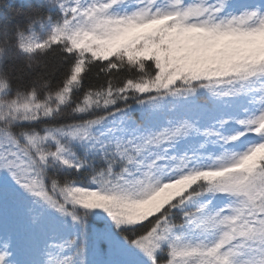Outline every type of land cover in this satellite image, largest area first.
<instances>
[{
  "label": "snow or ice",
  "instance_id": "6c2138e0",
  "mask_svg": "<svg viewBox=\"0 0 264 264\" xmlns=\"http://www.w3.org/2000/svg\"><path fill=\"white\" fill-rule=\"evenodd\" d=\"M59 7L46 39L15 37L28 55L61 45L67 78L43 100L33 91L0 103V181L39 226L31 243L42 258L29 264H100V241L118 254L107 264H161L162 253L166 264H264V0ZM97 61L103 82L74 101ZM63 106L83 118L13 128Z\"/></svg>",
  "mask_w": 264,
  "mask_h": 264
},
{
  "label": "trees",
  "instance_id": "16d2710c",
  "mask_svg": "<svg viewBox=\"0 0 264 264\" xmlns=\"http://www.w3.org/2000/svg\"><path fill=\"white\" fill-rule=\"evenodd\" d=\"M61 2H67L69 6H75V0H61ZM185 2L192 1L185 0ZM5 3L7 6L0 11V30L6 27L15 32L17 26H19V28L28 31L27 25L30 22V18L36 16L43 18L51 17L52 23L62 22L63 12L60 7H50L47 0H0V4ZM34 30L37 36L41 40H44L47 38L48 32L51 31V24L44 25L43 27L37 24ZM17 45L18 39L12 36L9 53L0 62V68L7 72L11 80V88L5 93L0 94V99H15L18 93L27 94L35 88L38 97L43 100L49 92H55L62 86L64 79L67 78L73 59L61 50V45L55 44L50 49L38 50L30 55L22 53ZM100 63L99 61L94 62L90 66L89 71L84 74V87L73 92L74 101H79L82 98L83 92L89 84L98 85L103 82L96 75ZM148 65H152V62L149 61ZM148 65H146V70L150 71L151 69L148 68ZM115 75L118 80H123L129 73L121 71ZM63 111L64 115L55 119H45L33 123H16L13 128L15 131L31 128L42 131L45 126H58L83 118L71 115V106H63ZM176 115L181 116L184 113L178 111ZM160 122H164L163 117ZM0 127H2V124H0ZM246 139H256V137L250 136ZM48 175L50 179L57 178L63 181L67 178L68 174L50 170ZM71 178L78 181L83 179L76 174H72ZM10 188L11 182L9 180L4 179L0 181V245L4 241H11L10 251L12 252V256L10 259L11 261H15V264H18L26 250L31 247L32 239L39 234V226L33 223V213L30 210L31 205L29 202L23 197L7 194ZM89 219L91 220V217ZM149 220L154 221L155 217H150ZM173 220L176 223H181L182 213L175 210L173 212ZM91 224L97 232L106 227L105 221L102 219L93 218ZM143 224L146 227L149 221H144ZM139 230L143 232L144 228L141 227ZM94 239L95 237L93 236L90 239V243ZM99 247L103 252H107L108 250V244L104 241H100ZM103 252L94 257L100 264H107V261L118 258V254L112 253L110 248L107 256ZM167 259V253L160 254L161 264H166Z\"/></svg>",
  "mask_w": 264,
  "mask_h": 264
},
{
  "label": "clouds",
  "instance_id": "9594fccd",
  "mask_svg": "<svg viewBox=\"0 0 264 264\" xmlns=\"http://www.w3.org/2000/svg\"><path fill=\"white\" fill-rule=\"evenodd\" d=\"M48 5L50 7L60 6L61 0H47ZM5 4H0V11H2L5 7ZM40 24L42 27L47 24H51V29H55L59 26L58 22L52 23L51 17L43 18L40 16H36L33 18H30V22L27 25V28L31 30L35 35L37 33L35 32L34 28L35 25ZM24 31L23 29L19 28L17 26V30L13 32L11 29L4 28L3 30H0V62L4 60V58L8 55L11 45V38L12 36H15L19 32ZM11 88V80L9 75L6 71H4L2 68H0V94L5 93ZM37 91L35 88H33L30 92ZM9 100H3L0 99V103L7 104L9 103ZM11 248V241H4L2 245H0V264H10L12 252L10 251Z\"/></svg>",
  "mask_w": 264,
  "mask_h": 264
},
{
  "label": "rangeland",
  "instance_id": "374dc122",
  "mask_svg": "<svg viewBox=\"0 0 264 264\" xmlns=\"http://www.w3.org/2000/svg\"><path fill=\"white\" fill-rule=\"evenodd\" d=\"M90 2V0H89ZM130 3H134V0H129ZM37 258H42L38 255L37 251L35 248L32 246L26 250V252L23 254V257L20 258V261L18 264H29L30 261L37 259ZM45 259H48L47 256H45Z\"/></svg>",
  "mask_w": 264,
  "mask_h": 264
}]
</instances>
